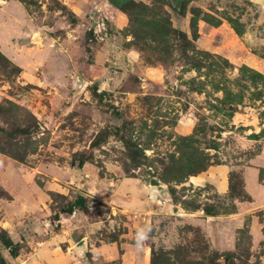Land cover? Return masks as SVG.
I'll use <instances>...</instances> for the list:
<instances>
[{"label":"rangeland","instance_id":"rangeland-1","mask_svg":"<svg viewBox=\"0 0 264 264\" xmlns=\"http://www.w3.org/2000/svg\"><path fill=\"white\" fill-rule=\"evenodd\" d=\"M92 184L74 264H264V0H0V264Z\"/></svg>","mask_w":264,"mask_h":264},{"label":"crops","instance_id":"crops-1","mask_svg":"<svg viewBox=\"0 0 264 264\" xmlns=\"http://www.w3.org/2000/svg\"><path fill=\"white\" fill-rule=\"evenodd\" d=\"M51 174H53V180L60 182L59 175L62 174L61 171L58 173V171L54 169ZM136 180V178H119L118 183L114 186V192L118 194L128 193L129 191L133 190ZM83 184L84 182H80L78 186H84ZM152 186L153 187L144 186L145 193H150L152 197H157L161 190V186ZM74 190H76L80 195H83L86 199L88 198L87 202H89L90 200L92 201V198H95L96 194L94 193L98 192L97 194H99L101 188L92 184L89 188H87L88 192H83L80 190V187L76 186H74ZM10 202L14 203L16 202V199L14 198V200L12 199ZM41 203L42 204H38L37 210V212L40 214L39 216L43 217V220L40 222V230H48L52 222H54V226L57 228L54 227V229H52L53 236L50 238L53 239L54 242L50 246L51 249L44 251L46 253L41 252L42 256L40 259L53 260V264H74L71 262V260L79 257L84 258V256L88 255L90 252L88 249L90 230H93L92 228H101V221L104 220L101 218H92V216L88 214V204L85 210L74 207L73 210L67 212L61 207L52 208L49 201L47 202L43 200ZM149 204L152 205L151 203ZM109 216L110 215H108V217ZM6 230L8 231V229ZM10 238L14 243H17L18 240H21V237L19 239L14 237ZM50 241V239L46 241L44 240V242ZM115 242L116 240H111L105 244H101L102 246H100V248H102L104 245H109L110 243L113 245ZM28 259L30 258L28 257ZM24 260H27V258Z\"/></svg>","mask_w":264,"mask_h":264},{"label":"trees","instance_id":"trees-1","mask_svg":"<svg viewBox=\"0 0 264 264\" xmlns=\"http://www.w3.org/2000/svg\"><path fill=\"white\" fill-rule=\"evenodd\" d=\"M74 207L85 210L87 208V199L83 195L80 194L75 195L73 202H70L69 206L63 210L69 212L73 210ZM1 242L9 250L11 256L17 255V249L16 250L13 249V246L16 245L17 243H14L9 235L3 236L1 238Z\"/></svg>","mask_w":264,"mask_h":264},{"label":"clouds","instance_id":"clouds-1","mask_svg":"<svg viewBox=\"0 0 264 264\" xmlns=\"http://www.w3.org/2000/svg\"><path fill=\"white\" fill-rule=\"evenodd\" d=\"M147 234L143 229H139L136 235V247L141 249L143 247L144 241L147 239Z\"/></svg>","mask_w":264,"mask_h":264},{"label":"water","instance_id":"water-1","mask_svg":"<svg viewBox=\"0 0 264 264\" xmlns=\"http://www.w3.org/2000/svg\"><path fill=\"white\" fill-rule=\"evenodd\" d=\"M150 183H151L152 185L157 186V187L160 186L159 182H158L155 178H152V179L150 180Z\"/></svg>","mask_w":264,"mask_h":264}]
</instances>
